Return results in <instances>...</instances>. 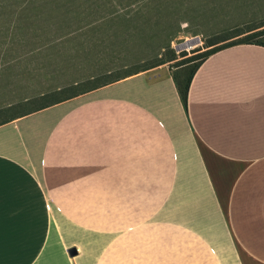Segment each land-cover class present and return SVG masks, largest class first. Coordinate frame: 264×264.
<instances>
[{"label":"crops","instance_id":"0c3cea01","mask_svg":"<svg viewBox=\"0 0 264 264\" xmlns=\"http://www.w3.org/2000/svg\"><path fill=\"white\" fill-rule=\"evenodd\" d=\"M190 63L0 120V264H264V45Z\"/></svg>","mask_w":264,"mask_h":264},{"label":"rangeland","instance_id":"374dc122","mask_svg":"<svg viewBox=\"0 0 264 264\" xmlns=\"http://www.w3.org/2000/svg\"><path fill=\"white\" fill-rule=\"evenodd\" d=\"M0 1L5 3L4 12H1L0 22H3V25H0V34L26 37L23 39L26 45L10 50L6 61L0 64V120L66 98L72 93V88L68 87V84L88 73L111 71L123 73L125 75L122 77H125L138 66L161 58L158 56L155 59L159 39L140 37L138 32L125 43L106 37L105 30L83 31L77 35L68 33L60 37L56 35L58 32L51 30L50 26L55 25L54 18L64 17L63 13H57L55 10L56 3L96 2L100 7L94 10L102 11L109 7L111 0H34L27 11H23V7L20 6L25 0ZM39 6L43 8L42 11L37 9ZM137 6L136 2L131 8ZM144 6L143 19L150 20L152 24L157 19L160 22L150 27V32L154 33L157 26L162 27V45L166 44L169 37L172 38L170 43L172 49L166 51V54L162 49V62L167 64L162 63L147 70H154L162 65L170 66L172 69L208 48L264 28L259 26L246 30L247 24L258 23L264 19V0H162L160 11L153 7V3H145ZM69 15L75 16L74 13ZM137 18L140 17L135 16L130 22L133 32L137 31L135 29L137 24H142ZM19 19L21 24L26 25L34 22L35 27L17 28L14 23ZM5 22L8 27L10 26L9 29L4 27ZM36 24H42L45 28L42 29ZM239 30L243 32L237 34ZM197 37L200 42H196L193 48H179L184 42ZM48 39L50 40L48 48L25 52L34 47L39 40ZM172 52L175 58L165 61L167 55ZM82 82L86 85L93 84L88 83L90 80ZM57 86H60V91H55ZM86 91L74 93V96ZM9 104L13 105L8 107Z\"/></svg>","mask_w":264,"mask_h":264},{"label":"trees","instance_id":"16d2710c","mask_svg":"<svg viewBox=\"0 0 264 264\" xmlns=\"http://www.w3.org/2000/svg\"><path fill=\"white\" fill-rule=\"evenodd\" d=\"M152 2H143V0H116V1H110L109 3V7L107 9H104L102 11H97L94 10L95 8H99V4L96 2H89V3H77L75 1L69 2L67 4H59L56 3L55 5V10L57 11V13H63L64 17H56L54 18L55 20V25L54 26H50L51 30H55V32H58L56 35L58 37L60 36H64L68 33H74L75 35H77L79 32H89V31H93V32H98L100 30H105L104 34L106 37L108 38H112V39H116V40H122V42H128V39H130V37H133L136 32H138L140 35V37H146L147 39H159V43H158V50L155 52L156 54V58L158 56H160L161 58H159V60L157 59V61H153L151 63L148 64H142L140 66H138L135 70H132L130 72L131 73H135V72H140L143 70H147L148 68H152L155 67L159 64H162L164 62H162V49H164L165 54L166 51L171 50V40L172 38L169 37L167 39L166 44L162 45V39H161V35H162V27L157 26L156 31L154 33L150 32V27L155 26V23L158 25L160 22L157 19L155 21V23H151L150 20H144L143 16H144V10H145V6L144 4H148V3H153V7H155V9L157 11H160V7H161V2L162 0H151ZM34 0H25V2L23 4H21L20 6L23 7V11H27L30 10V6L31 4H33ZM138 3L137 8H131V6L135 3ZM4 1H0V19H1V12H4ZM37 9L39 11H42V7L39 6L37 7ZM46 9L43 10V12H45ZM69 13H74L75 16H71L69 15ZM93 13H95L94 15H92ZM135 16H138L140 18L141 23L142 24H137L135 26V29L137 31L133 32V29L131 28L130 22H132L135 19ZM142 17V18H141ZM143 20V21H142ZM46 21L44 20V24ZM50 22V20L48 21ZM12 23V22H11ZM10 23V24H11ZM31 23V24H30ZM0 25H3V22H0ZM14 25H16L17 28H26V27H35V23L34 22H29L27 25L21 24L20 19L18 20V22H15ZM116 26V28H113V26ZM36 26L40 27V28H45L42 24H36ZM259 26H264V19L261 20L258 23H253V24H247V29H253V28H257ZM4 27H8V25L4 24ZM10 26L7 28L9 29ZM149 30V31H148ZM243 31H238L237 34L242 33ZM74 35V36H75ZM40 37V36H39ZM264 28L256 30L254 32L245 34L244 36L232 40L230 42H227L225 44H221V45H217V46H213L211 48H208L207 50H204L198 54H196L195 56H192L190 58H188L186 60V62L182 63V64H187L190 62H194L196 64H202L203 61L205 59H207L209 56H211L212 54L230 47V46H234L237 44H242V43H255V44H260V45H264ZM26 37H19L17 35H1L0 34V64H2L3 62L6 61L7 59V53L12 50L13 48L16 47H20V46H25L26 43H24L23 39H25ZM56 39V38H54ZM27 41V40H26ZM50 40H42V41H38L34 47H32L31 49L25 51H37V50H41L42 48H48V44ZM53 41V40H51ZM24 52V53H25ZM175 58V54L174 52H172V54L170 53V55H167L165 61L171 60ZM195 69L192 71V73H194ZM129 73H126V75ZM125 74L117 72H111V71H102L101 73H88L85 76L79 77L73 81L70 82V84H68V87L72 88V93H70L69 96H67L64 99L70 98L72 96H74V93H78V92H83L85 90H91L96 88L99 85H102L104 83H108L111 81L116 80L117 78H120L122 76H124ZM193 74H189L187 77H185L186 81L183 83L180 80H178L179 83V87H180V92L182 94V97L184 99V101H187V95H188V90H189V85H190V81H191V77ZM98 77V78H97ZM97 78V80H95ZM85 80H90L91 83L93 82L92 85H86L82 84V81ZM60 91L61 88L60 86H57L55 91ZM80 92V93H81ZM42 94H45L42 92ZM61 99V100H64ZM59 100V101H61ZM28 101V100H27ZM58 102V101H56ZM55 103V102H53ZM13 105V104H12ZM11 104H9L8 107L12 106ZM49 105V104H48ZM46 106V105H44ZM43 107V106H42Z\"/></svg>","mask_w":264,"mask_h":264},{"label":"bare ground","instance_id":"6f19581e","mask_svg":"<svg viewBox=\"0 0 264 264\" xmlns=\"http://www.w3.org/2000/svg\"><path fill=\"white\" fill-rule=\"evenodd\" d=\"M196 42H200V40L197 38L192 39L191 41H186L185 43L181 44L179 48H193L194 45H196Z\"/></svg>","mask_w":264,"mask_h":264},{"label":"water","instance_id":"95a60500","mask_svg":"<svg viewBox=\"0 0 264 264\" xmlns=\"http://www.w3.org/2000/svg\"><path fill=\"white\" fill-rule=\"evenodd\" d=\"M69 253H70V255L73 256V255H75L77 253V249L75 247H72V248H70Z\"/></svg>","mask_w":264,"mask_h":264}]
</instances>
